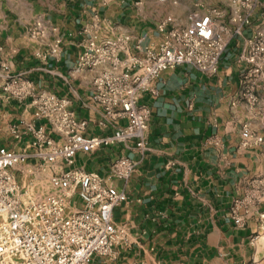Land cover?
Instances as JSON below:
<instances>
[{
  "label": "crops",
  "instance_id": "0c3cea01",
  "mask_svg": "<svg viewBox=\"0 0 264 264\" xmlns=\"http://www.w3.org/2000/svg\"><path fill=\"white\" fill-rule=\"evenodd\" d=\"M161 3L0 0V147L22 148L34 138L26 126L37 128L44 122L34 115L30 97H3L1 85L9 75H21L36 89L68 98L76 117L89 120L87 134H111L113 128H99L94 122L102 110L89 105L94 72L76 70V59L91 35L101 39L128 32L140 36L145 45L160 39L159 23L171 17L175 24L185 25L195 9L162 13ZM94 14L100 18L97 24ZM262 14L264 0H259L251 25L228 40L215 74L181 64L160 75L157 95H141L139 102L150 108L143 150L134 142L120 141L94 152H78L74 162L64 166L106 174L119 155L138 161L127 181L113 180L127 196L112 212L116 223L126 225L127 242L114 245L110 258L94 257L95 264H250L262 212L253 210L239 227L229 209L233 198L247 191L251 178L264 179V142L243 144L246 129L264 134V81L254 107L239 100L242 68L236 56L244 37L263 26ZM37 17L45 26L56 27L62 39L58 58L44 60L36 54L52 37L30 36L28 24ZM14 126L21 132L19 140L13 138ZM50 172L46 167L39 176L45 180Z\"/></svg>",
  "mask_w": 264,
  "mask_h": 264
},
{
  "label": "built area",
  "instance_id": "2783aa9c",
  "mask_svg": "<svg viewBox=\"0 0 264 264\" xmlns=\"http://www.w3.org/2000/svg\"><path fill=\"white\" fill-rule=\"evenodd\" d=\"M258 6L259 0H224L223 6L206 8L198 2L188 14L187 24H175L168 17L157 25L160 39L145 45L140 36L128 32L101 39L91 35L75 69L94 72L89 105L102 110L94 122L99 128H113L108 135L87 134L89 120L76 117L68 98L36 89L21 75H9L1 85L3 97H30L34 115L44 122L37 128L26 126L34 138L22 148L0 147V264H95L94 257L110 258L114 245L125 244L127 227L116 223L112 212L127 196L113 180L127 181L138 161L119 155L109 163L106 174L64 166H70L78 152H94L120 141L134 142L143 150L150 108L139 102L141 95H157L160 75L181 64L215 74L228 40L251 25ZM261 18L263 26L244 37L236 56L242 68L238 99L251 108L264 81V14ZM93 20L97 24L100 18L94 14ZM27 30L42 40L51 33V39L36 54L44 60L59 57L62 39L56 27L45 26L37 17ZM121 119L126 123L121 124ZM11 130L19 140V129L14 126ZM243 137L246 146L264 142V134L247 129ZM46 167L51 172L43 180L39 174ZM30 175L46 181L49 190L31 193L35 182L27 179ZM73 197L79 199L80 206ZM262 204L264 179L260 178L249 183L243 195L233 198L229 209L233 223L244 227L246 218Z\"/></svg>",
  "mask_w": 264,
  "mask_h": 264
},
{
  "label": "rangeland",
  "instance_id": "374dc122",
  "mask_svg": "<svg viewBox=\"0 0 264 264\" xmlns=\"http://www.w3.org/2000/svg\"><path fill=\"white\" fill-rule=\"evenodd\" d=\"M198 1L201 3V7H208L211 5H218L223 6L224 0H176V3H173V0L166 1L162 4V13H174L180 14L183 12L185 8L191 6L192 8H197ZM41 172H44L43 170ZM19 178H21L19 176ZM262 177H253L250 179V183L254 180H258ZM27 179H33L35 185L30 188L31 193L38 194V193H45L49 190V185L46 181H39L38 177H34L30 175ZM76 201L78 204L79 199L77 197H73L72 201ZM259 212L264 213V204L259 207ZM254 239H255V246L256 251L253 259L251 260L250 264H264V215L260 217L258 222V228L255 229Z\"/></svg>",
  "mask_w": 264,
  "mask_h": 264
}]
</instances>
